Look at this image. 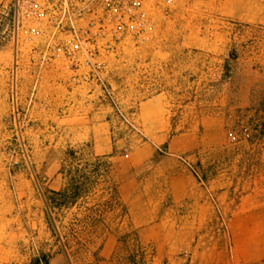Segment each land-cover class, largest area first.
<instances>
[{
    "label": "rangeland",
    "instance_id": "obj_1",
    "mask_svg": "<svg viewBox=\"0 0 264 264\" xmlns=\"http://www.w3.org/2000/svg\"><path fill=\"white\" fill-rule=\"evenodd\" d=\"M173 1L150 41L88 53L0 0V264H264V0ZM76 169L99 176L67 229L109 175L119 206L55 254L43 196Z\"/></svg>",
    "mask_w": 264,
    "mask_h": 264
},
{
    "label": "built area",
    "instance_id": "obj_2",
    "mask_svg": "<svg viewBox=\"0 0 264 264\" xmlns=\"http://www.w3.org/2000/svg\"><path fill=\"white\" fill-rule=\"evenodd\" d=\"M14 14L50 19L70 52L111 41L144 44L171 18L173 0H9ZM88 52V51H87ZM89 53V52H88ZM87 54V53H86ZM75 58L74 54H70ZM94 54L92 53L91 56Z\"/></svg>",
    "mask_w": 264,
    "mask_h": 264
},
{
    "label": "trees",
    "instance_id": "obj_3",
    "mask_svg": "<svg viewBox=\"0 0 264 264\" xmlns=\"http://www.w3.org/2000/svg\"><path fill=\"white\" fill-rule=\"evenodd\" d=\"M65 174V172H61ZM67 185L59 190H45L43 196L44 218L50 232V237L54 241L53 246L56 248L55 254L68 253L74 247L84 246L83 241L85 236L78 232H91L98 226L101 219L119 206V199L117 195V186L113 177L109 175L106 181V188L104 190V202L99 205L101 210L96 208L87 209L88 214L84 216L82 221V228L79 230L74 228L70 223V228L67 229L59 216L61 212H68L73 208H79L83 199L89 198L92 192L95 191L97 185L98 172L93 171L92 174L76 169L73 172H68ZM72 224V225H71ZM61 232H68L62 234ZM53 255L41 254L40 257L34 258L29 264H49Z\"/></svg>",
    "mask_w": 264,
    "mask_h": 264
},
{
    "label": "crops",
    "instance_id": "obj_4",
    "mask_svg": "<svg viewBox=\"0 0 264 264\" xmlns=\"http://www.w3.org/2000/svg\"><path fill=\"white\" fill-rule=\"evenodd\" d=\"M155 102L149 104L148 106H152ZM147 107V106H146ZM168 188L171 199L179 203L184 198H187L188 195V176L182 172L173 174L168 180ZM149 229V226H145L139 229V232H146ZM57 259H62L61 255H57L56 257H52L49 261V264H54ZM106 264V263H104ZM111 264V263H107Z\"/></svg>",
    "mask_w": 264,
    "mask_h": 264
}]
</instances>
